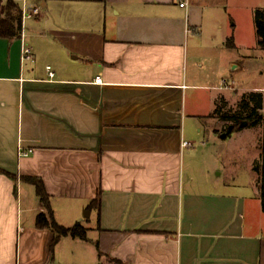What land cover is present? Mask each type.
I'll return each instance as SVG.
<instances>
[{
    "label": "crops",
    "instance_id": "1",
    "mask_svg": "<svg viewBox=\"0 0 264 264\" xmlns=\"http://www.w3.org/2000/svg\"><path fill=\"white\" fill-rule=\"evenodd\" d=\"M15 1L21 36L0 37V264H264L263 126L241 182L201 179L196 147L222 137L220 103L247 94L241 64L264 58V0ZM40 213L87 239L53 244Z\"/></svg>",
    "mask_w": 264,
    "mask_h": 264
},
{
    "label": "rangeland",
    "instance_id": "2",
    "mask_svg": "<svg viewBox=\"0 0 264 264\" xmlns=\"http://www.w3.org/2000/svg\"><path fill=\"white\" fill-rule=\"evenodd\" d=\"M7 1L5 2V4ZM17 4L18 2L15 1ZM4 4V5H5ZM3 7L1 6L0 9ZM14 15L17 9H13ZM257 57L252 63L241 64L237 71V81L239 82V94L264 88V58L256 54ZM243 95L232 96L229 100H224L219 105V111L214 115L213 128L218 134L227 132L230 125H235L237 119L245 121L254 107V102L243 101ZM262 126V125H261ZM256 127V128H255ZM249 126L241 128V133L233 132L227 138L215 140L205 131L203 132V141L208 145L207 149L196 146L200 149L197 164H199L198 175L201 179L214 180H239L246 178L245 166L248 163V157L245 156L244 150L248 154L258 151L255 148L259 145V127ZM256 133V135H255Z\"/></svg>",
    "mask_w": 264,
    "mask_h": 264
},
{
    "label": "trees",
    "instance_id": "3",
    "mask_svg": "<svg viewBox=\"0 0 264 264\" xmlns=\"http://www.w3.org/2000/svg\"><path fill=\"white\" fill-rule=\"evenodd\" d=\"M7 3L2 5L0 9V37L4 38H17L21 36L23 28V15L20 8V5L15 3V0H6ZM13 9H17V13L14 15ZM255 24L257 28L258 35V45L264 49V9H257L255 12ZM230 47H234L232 39L229 42ZM254 102V107L251 110L248 117L245 118V121H248L249 127H255L258 125L263 126V139H262V151H261V161L256 162L254 165V170L259 174V184L261 191V200L262 208L264 211V92L263 91H254L243 96V101ZM219 111V106L216 109V113ZM243 121L237 119L235 124V129L233 132L241 130V123ZM2 172V171H0ZM33 183L37 186L38 195L41 198L43 204L49 208V196L46 192L44 184L41 180L34 179ZM101 206V197L100 195L91 203V207L100 208ZM37 226L39 228H53L55 232V244L60 237L62 236H71L73 238H79L86 240L87 239V229L81 223L77 222L72 227H64L59 225L56 221L50 220L48 215L45 213H40L37 218ZM99 247V246H98Z\"/></svg>",
    "mask_w": 264,
    "mask_h": 264
},
{
    "label": "built area",
    "instance_id": "4",
    "mask_svg": "<svg viewBox=\"0 0 264 264\" xmlns=\"http://www.w3.org/2000/svg\"><path fill=\"white\" fill-rule=\"evenodd\" d=\"M181 6L182 7H185L186 6V3L185 2L181 3ZM37 14H39V9H35L33 12H30V13L24 12V16H27V17H31V16H34V15H37ZM23 55H24V59H26V60L31 59L32 58V55H33L32 49L29 48V47L24 48ZM47 69L49 71L50 77L51 78H54L55 77V73L52 70V67L48 66ZM96 82L101 83L102 82V79L100 77H98L96 79ZM184 146H186V147L189 146V143H185Z\"/></svg>",
    "mask_w": 264,
    "mask_h": 264
},
{
    "label": "water",
    "instance_id": "5",
    "mask_svg": "<svg viewBox=\"0 0 264 264\" xmlns=\"http://www.w3.org/2000/svg\"><path fill=\"white\" fill-rule=\"evenodd\" d=\"M248 125H249L248 124V121H243L241 123V128H245ZM234 129H235V125H230L229 128H228V130H227V132H225V133L222 134V138H227L228 136H230L233 133Z\"/></svg>",
    "mask_w": 264,
    "mask_h": 264
}]
</instances>
